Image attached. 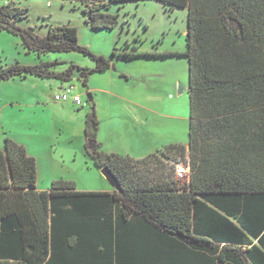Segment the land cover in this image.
<instances>
[{"label":"trees","instance_id":"16d2710c","mask_svg":"<svg viewBox=\"0 0 264 264\" xmlns=\"http://www.w3.org/2000/svg\"><path fill=\"white\" fill-rule=\"evenodd\" d=\"M1 1L0 31L20 37L27 53L90 56L94 70L78 67L86 87L94 73L111 68L79 44L77 28L50 26L40 36L18 25L28 9ZM63 1L82 5L94 30H114L113 5L147 0ZM154 1L188 11L186 52L121 56L187 58L188 146L171 144L143 159L108 154L91 102L85 149L94 167L114 174L121 192H76L65 181L39 192L36 158L5 137L0 264H264V0ZM52 66L2 67L0 83L28 76L71 80V71L57 75ZM181 162L191 169L183 185L174 166Z\"/></svg>","mask_w":264,"mask_h":264},{"label":"rangeland","instance_id":"374dc122","mask_svg":"<svg viewBox=\"0 0 264 264\" xmlns=\"http://www.w3.org/2000/svg\"><path fill=\"white\" fill-rule=\"evenodd\" d=\"M14 2L28 9L26 18L18 22L20 27H32L40 36H46L50 26L75 27L79 44L94 55L105 57L111 64L108 71L94 73L86 87L79 68L91 71L97 67L90 56L79 52L50 53L39 59L37 55L27 53L20 37L0 31V69L16 64L34 66L50 63L53 65L51 70L57 75L71 71L68 82L28 76L0 83V150L4 149L5 137L28 148L38 160L39 188H44L46 192L52 188V182L65 181L74 183L79 192L114 191L102 172L94 167L85 149V121L92 109L88 94H92L102 120L111 118L113 112L118 117L122 115V120L130 119L128 116L137 110L136 104L144 102L148 109L158 110L161 115H156L157 124L152 113L148 123L151 129L160 128V141L167 142L178 135L177 144L188 146L190 102L187 58L172 56L128 60L121 56L125 52H186L187 10H171L154 0L113 5L109 12L119 15L118 27L114 30H94L79 3L63 0ZM135 46L138 48L133 50ZM62 84L75 87L74 93L81 97L83 108L69 102L54 101ZM180 87L184 88L181 93ZM94 90L97 92L94 93ZM151 139L149 136L148 141L151 142ZM167 165L172 167L169 162ZM179 182L181 185L184 183Z\"/></svg>","mask_w":264,"mask_h":264},{"label":"crops","instance_id":"0c3cea01","mask_svg":"<svg viewBox=\"0 0 264 264\" xmlns=\"http://www.w3.org/2000/svg\"><path fill=\"white\" fill-rule=\"evenodd\" d=\"M36 77V76H35ZM27 78V77H26ZM24 78V79H26ZM67 86L61 85V87L58 89V92L56 95L64 89ZM97 91L94 90V93ZM98 92L103 93H114L111 91H102L98 90ZM143 93V92H142ZM147 93V92H145ZM75 94V93H74ZM77 95V94H75ZM55 102H58L54 99ZM74 106H77L72 101H68ZM143 102V101H142ZM67 103V102H63ZM137 110H134V112L128 116L130 119H123V116L121 117L116 116V113L112 115L111 118H107L102 120V117L98 110L97 114L101 122L100 126V132L98 136L99 142L103 144V150L108 154H120L123 156H130L135 159H143L151 154L158 153L159 151L163 150L166 146L171 144H177L178 143V135L174 136V139L169 140L167 142L160 141L162 136L160 133V128H150L149 127V120L151 117V114L153 113L155 116H161L158 110H150L146 106V104L143 103H137ZM84 104L77 106L79 108H83ZM156 123L158 124L159 120L158 117H154ZM105 121V123H103ZM125 132H129V135H126ZM122 133V134H121ZM104 134V136H103ZM125 134V135H124ZM120 135H123L124 138H122ZM180 135V134H179ZM151 137V142L148 141V137ZM25 147V146H24ZM28 150V148H26ZM29 154L33 157H35L34 154H31L28 150ZM36 158V157H35ZM37 160V159H36ZM38 161V160H37ZM37 168H38V162H37ZM96 168V167H95ZM97 169V168H96ZM99 170V169H97ZM101 171V170H100ZM40 178L39 175V169H38V179ZM54 181V180H53ZM54 183V182H52ZM37 190L39 192H45L44 188H39L37 185ZM48 190L47 192L51 191ZM106 191L104 192H82V193H114V191H108L107 189H104ZM76 192H79L76 190Z\"/></svg>","mask_w":264,"mask_h":264},{"label":"built area","instance_id":"2783aa9c","mask_svg":"<svg viewBox=\"0 0 264 264\" xmlns=\"http://www.w3.org/2000/svg\"><path fill=\"white\" fill-rule=\"evenodd\" d=\"M75 87L73 85H68L62 89L57 95H55V100L58 102H68L72 101L77 106L82 105V99L79 95L74 94ZM176 167L175 177L177 181H188L191 174V169L188 163L181 162L179 164H174Z\"/></svg>","mask_w":264,"mask_h":264},{"label":"water","instance_id":"95a60500","mask_svg":"<svg viewBox=\"0 0 264 264\" xmlns=\"http://www.w3.org/2000/svg\"><path fill=\"white\" fill-rule=\"evenodd\" d=\"M184 91L183 87H180V93ZM88 101L91 103L93 102V96L92 94H88ZM102 174L105 176V178L109 181V183L112 185L115 191L121 192V187L118 183L117 178L114 176V174L108 169L103 168L101 169Z\"/></svg>","mask_w":264,"mask_h":264}]
</instances>
